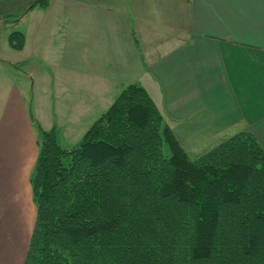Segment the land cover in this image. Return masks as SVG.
Masks as SVG:
<instances>
[{
  "label": "crops",
  "instance_id": "1",
  "mask_svg": "<svg viewBox=\"0 0 264 264\" xmlns=\"http://www.w3.org/2000/svg\"><path fill=\"white\" fill-rule=\"evenodd\" d=\"M13 1L0 18L15 17L33 0ZM24 17L22 48L6 41L24 56L0 59V67L30 61L28 43L37 32L46 37L44 27L49 56L26 74L29 92L7 83L0 106V264H23L35 221L37 133L30 118L44 129L71 131L92 112L86 93L103 81L113 93L101 96V112L137 83L193 157L242 131L264 148V0H48Z\"/></svg>",
  "mask_w": 264,
  "mask_h": 264
},
{
  "label": "trees",
  "instance_id": "2",
  "mask_svg": "<svg viewBox=\"0 0 264 264\" xmlns=\"http://www.w3.org/2000/svg\"><path fill=\"white\" fill-rule=\"evenodd\" d=\"M8 43L21 49L23 34ZM30 121L36 216L23 264H264V148L250 133L191 157L137 83L71 148Z\"/></svg>",
  "mask_w": 264,
  "mask_h": 264
},
{
  "label": "rangeland",
  "instance_id": "3",
  "mask_svg": "<svg viewBox=\"0 0 264 264\" xmlns=\"http://www.w3.org/2000/svg\"><path fill=\"white\" fill-rule=\"evenodd\" d=\"M34 1V0H33ZM32 1V2H33ZM31 2V3H32ZM30 3V4H31ZM10 5H14L13 0H0V10H6L10 8ZM38 5L35 7L37 8ZM28 7V5H27ZM26 7V8H27ZM26 8L22 10L18 15H16L14 18H12V21L3 22L0 21V59H8V60H19L21 57L24 56L23 53H19L17 51H13L8 44L6 43L9 34L12 31H23L25 30V23L26 19L24 17ZM23 15V16H22ZM22 16V17H21ZM35 16V15H34ZM24 17V18H23ZM10 20V19H9ZM27 24H29L32 27H35L34 25H38L37 19H29ZM27 26V25H26ZM49 28H42V32L46 34V37L44 35L43 38L38 37L40 33H36L33 37H36V39H33V42L28 43L32 44L33 47L30 52L34 54H30L28 57L30 58V61H24V66H21L18 62L17 64H14V66H10L8 64L9 61H3V65L0 67V106L4 101V97L8 92L9 81L13 82L15 85H18L19 87H22V90L29 92L33 85V79L26 76L29 69L32 67H35L36 61H44L47 59V55L45 53V50L42 47L43 42H47V46L49 41ZM34 31H30L29 34L33 33ZM28 34V35H29ZM41 36V35H40ZM36 49V50H35ZM36 51V52H35ZM53 52L50 53V58L53 57ZM39 84V81L38 83ZM108 92L113 93V88L110 86V82L103 81V84H98L97 92L90 91L86 93V97L88 98L90 104V109H92V112L88 110L86 114L81 115L78 117V115H71V118H80V121L75 123L73 125V128L70 130H67L66 128L61 129L57 132V139L59 144L63 148H71L72 146L76 145L78 141L81 139L83 133L88 129V127L93 123L95 119H97L101 115V103L103 102L101 99V96L103 99L108 97ZM117 93V92H116ZM30 94V93H29ZM115 96L118 94H114ZM65 100H59L60 104L65 103ZM93 109L97 112V114L93 115ZM40 118L48 117L47 114L39 115ZM68 117V116H65ZM92 121L90 122V120ZM90 122V123H89ZM89 123V124H88ZM70 127V126H67ZM85 129V130H84ZM193 157L192 155H190Z\"/></svg>",
  "mask_w": 264,
  "mask_h": 264
},
{
  "label": "water",
  "instance_id": "4",
  "mask_svg": "<svg viewBox=\"0 0 264 264\" xmlns=\"http://www.w3.org/2000/svg\"><path fill=\"white\" fill-rule=\"evenodd\" d=\"M37 0H34L28 7L27 10L31 8V6L36 2ZM0 20H2V18H0Z\"/></svg>",
  "mask_w": 264,
  "mask_h": 264
}]
</instances>
